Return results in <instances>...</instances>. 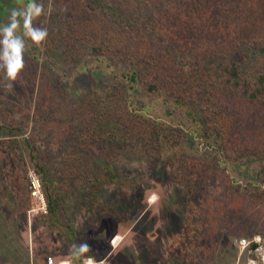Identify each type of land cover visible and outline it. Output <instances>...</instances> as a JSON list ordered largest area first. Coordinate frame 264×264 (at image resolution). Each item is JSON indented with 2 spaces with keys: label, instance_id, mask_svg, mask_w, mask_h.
Here are the masks:
<instances>
[{
  "label": "rangeland",
  "instance_id": "1",
  "mask_svg": "<svg viewBox=\"0 0 264 264\" xmlns=\"http://www.w3.org/2000/svg\"><path fill=\"white\" fill-rule=\"evenodd\" d=\"M42 2L47 38L13 87L0 73V257L264 264V0Z\"/></svg>",
  "mask_w": 264,
  "mask_h": 264
},
{
  "label": "clouds",
  "instance_id": "2",
  "mask_svg": "<svg viewBox=\"0 0 264 264\" xmlns=\"http://www.w3.org/2000/svg\"><path fill=\"white\" fill-rule=\"evenodd\" d=\"M49 10L51 4H49ZM45 14L42 0H28L22 6L9 9L7 21L0 23V73L4 86L11 88L25 67V52L31 46H39L48 36L46 28L35 21ZM79 253L90 251L84 242L78 246Z\"/></svg>",
  "mask_w": 264,
  "mask_h": 264
},
{
  "label": "trees",
  "instance_id": "3",
  "mask_svg": "<svg viewBox=\"0 0 264 264\" xmlns=\"http://www.w3.org/2000/svg\"><path fill=\"white\" fill-rule=\"evenodd\" d=\"M22 1H24V3H27L28 2V0H0V17L4 13H6L3 8H5L6 6H8V7H10L9 9H11L12 7H15V6H21ZM118 16L121 19H123V21L127 20V18H126L127 17V14L122 15V12H119L118 13ZM176 19H179V17L176 16ZM92 53L96 57H99L98 55L101 54V53H99V49H97V48H93L92 49ZM95 53H97V54H95ZM98 59H100V58H98ZM230 66L232 67V70H229L227 68H224L225 74L230 75L231 78H232V80H236V78L238 77V71L235 68H233L235 66L233 63H231ZM142 68H143L142 63H139L138 69H142ZM111 74L114 75L115 77L119 76V77H121L125 81V86L127 88V91L129 92V95H130L129 97L131 98L130 100H132L131 101V104H132V106H134V104H135L133 102L134 101V98L135 97H138L139 95H142L141 94L142 92L140 91V88H139L140 83L138 82V79H137L138 71H135V70L134 71H131V70H128V69H124L120 73L119 72L111 71ZM260 80H263V78H260ZM262 82H264V81H262ZM150 88H151V90H158V88L153 83L150 84ZM261 88H264V86H262ZM258 91L264 92V89H259ZM140 105H142V104H140ZM182 108H183L182 110H184V107H182ZM183 112L184 113L186 112L185 114H189L188 116H192V117L194 116L188 110H185ZM203 128H205V127H203ZM185 140H187V141H184V142L185 143H188V146L185 147L183 150H185L187 148V150H190V152H192L193 154L194 153L197 154L198 153L197 150H199L198 149L199 148V146H198V143L199 142L197 141L198 143H196V145H193V143L191 142V139L190 138H187ZM217 141H218V139H216L215 142L217 143ZM201 142L202 143L200 144V146L202 147V150H200V151H202L203 156L206 157V159L207 158H210L209 156L211 155L210 153L212 151L210 149H208V148H210L211 143H206V142H203V141H201ZM180 147L182 148V145L181 144H180ZM216 147L217 148H222L219 143L216 144ZM38 166H40V165H38ZM107 178H110L111 180H113L114 175L112 173H109V175L107 176ZM105 179H106V177L104 179L97 178L96 181H95V184H100L101 182L103 183L102 180H105ZM42 181L43 180L41 178V182ZM43 182H42V186H43ZM247 184H248L249 187H253V189L259 188V187H256V185H253L252 186L253 183L247 182ZM45 186H46V184H45ZM46 188H47V192H48V190H50L49 189L50 187L49 186H46ZM97 192L98 191H97V188H96V191L92 195L94 196L95 193H97ZM46 195H47L46 197H47V200H48V209H49V211H53V198H52L51 192L49 194H46ZM70 229H71L70 231L73 232L72 231L73 229L72 228H70Z\"/></svg>",
  "mask_w": 264,
  "mask_h": 264
},
{
  "label": "crops",
  "instance_id": "4",
  "mask_svg": "<svg viewBox=\"0 0 264 264\" xmlns=\"http://www.w3.org/2000/svg\"><path fill=\"white\" fill-rule=\"evenodd\" d=\"M34 248V250H33ZM5 249V248H3ZM7 251H9L10 253V250L9 249H6ZM3 253H5L3 251ZM14 255L10 254V255H1V259L3 260V263L4 264H8L10 263L11 261L14 262L16 261L17 263H20V264H34V261L37 260V257L34 256V253H35V245L31 247V252H30V256L29 255H26L27 253L25 252V250L23 249V252L22 253H15V252H12ZM64 262H69V261H64Z\"/></svg>",
  "mask_w": 264,
  "mask_h": 264
},
{
  "label": "built area",
  "instance_id": "5",
  "mask_svg": "<svg viewBox=\"0 0 264 264\" xmlns=\"http://www.w3.org/2000/svg\"><path fill=\"white\" fill-rule=\"evenodd\" d=\"M31 191H32V194L34 196H38V194L40 193L39 192V189H40V183H39V180L38 178L35 179V181H32L31 182V187H30ZM249 245V242L246 241V239H241L239 241V246H240V249L243 251L246 249V247ZM263 262H264V259H263ZM64 262L62 263H59V264H63ZM46 264H56L55 260L52 258V257H48L47 260H46ZM255 264V262L253 263Z\"/></svg>",
  "mask_w": 264,
  "mask_h": 264
},
{
  "label": "bare ground",
  "instance_id": "6",
  "mask_svg": "<svg viewBox=\"0 0 264 264\" xmlns=\"http://www.w3.org/2000/svg\"><path fill=\"white\" fill-rule=\"evenodd\" d=\"M118 240H119V237L116 240H114L113 244H115ZM63 264H68V263L65 262Z\"/></svg>",
  "mask_w": 264,
  "mask_h": 264
}]
</instances>
